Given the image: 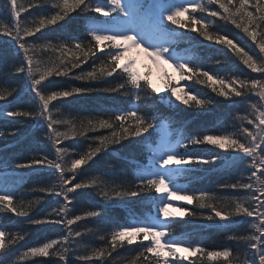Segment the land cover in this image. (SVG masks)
I'll use <instances>...</instances> for the list:
<instances>
[{"label":"snow or ice","instance_id":"snow-or-ice-1","mask_svg":"<svg viewBox=\"0 0 264 264\" xmlns=\"http://www.w3.org/2000/svg\"><path fill=\"white\" fill-rule=\"evenodd\" d=\"M34 8L42 11L22 19V14ZM74 13L84 21L79 31L43 35L53 26L62 27ZM221 23L241 30L258 51L242 46L230 38L231 33L215 30ZM187 33H197L203 40L223 46L225 56L202 59L181 55L177 40ZM0 37H7L12 54L18 58L9 75L19 77L15 86L0 87V102H5L0 104V116L16 122L10 135L21 133V124H35L49 148L47 153L16 164V168L50 173L44 186L33 189L40 195L30 200L20 198L5 181L0 187V214L20 218L30 226L56 224L64 228L55 238L20 251L17 245L30 232L8 231L0 220V264H50L44 258H54L56 264H107L117 249L133 244L140 250L128 264H203L205 260L264 264V78L236 74L239 68L221 74L214 67L235 61L264 77V0H183L179 4L168 0H3ZM140 52L161 69L171 64L179 73V81L188 83L176 86V77L164 69L165 87H155L149 79L151 73L142 75L136 67ZM98 54L104 57L99 64ZM89 60L91 70L75 73ZM73 75L80 81L106 83L113 77L116 82L102 90L127 98L126 106L103 109L98 114L66 115L54 102L97 91L89 86L60 85L55 80ZM194 84L206 86L215 96L196 92ZM162 92L167 93L169 105L180 102L207 111L213 110L217 97L224 98L237 109L232 124L235 131L171 134L168 121L155 115L152 107L157 100H164L159 95ZM158 128L162 135L156 132ZM101 130L107 133L96 134ZM145 134L152 138L150 143H145ZM3 136L5 131L0 130ZM131 138H138L140 150L150 153L148 163L134 166L131 181L115 184L100 176L77 180L86 171L83 166L123 141L131 142ZM77 139L87 141L85 150H78L74 143L65 144ZM201 145L212 147L196 151L195 146ZM201 165L235 169L238 178L222 183L220 188L244 194L221 196L179 183ZM89 188L93 195L103 198L144 194L149 213H133L129 221L107 225L110 230L99 237L103 243L90 246L83 239L99 229L73 226L104 213L89 206L76 214L75 208L69 207L78 201L81 190ZM50 196L57 198L56 207L40 218L33 216V209ZM180 202L194 205L196 210L181 207L183 215L170 211ZM151 209H155L154 214ZM185 218L215 220L220 227L245 224L247 228L244 233L233 232L226 237L235 247L209 250L202 243L178 237L172 222ZM74 250L81 253L75 262L71 260Z\"/></svg>","mask_w":264,"mask_h":264},{"label":"trees","instance_id":"trees-1","mask_svg":"<svg viewBox=\"0 0 264 264\" xmlns=\"http://www.w3.org/2000/svg\"><path fill=\"white\" fill-rule=\"evenodd\" d=\"M3 2V0H0ZM42 9H30L27 13L22 14V19L32 18L37 15ZM63 23V22H62ZM84 21L81 17L75 13L69 22L64 23L63 26H53L51 29L44 30L43 35L52 37L60 36L63 33L69 31H79ZM224 33H231L230 38L237 39L238 43L242 46L247 45L248 48L253 51H258L255 48L250 39L239 29H235L232 25L218 24L217 29ZM187 30L181 29V32ZM41 33H37V37H40ZM31 39V38H29ZM181 49H184L181 51ZM177 51H181L182 55L189 57H201L203 58H221L226 54V49L223 46L213 44L203 40L197 33H187L177 40ZM0 74H3V78L0 79V87L15 86L19 77L9 75L14 72L12 64L18 59L12 54V51L7 44V37H0ZM96 63L99 64L100 60L104 57L98 54ZM92 60L81 65L80 69H76L75 73H79L81 70H91ZM221 74L233 73L234 69L239 68V72L236 74H244L251 78H264L260 74L252 73L250 70L244 69L238 65L235 61L226 63L223 65L214 66ZM60 85L64 86H77L84 87L89 86L97 89L90 94L78 96L76 98H68L62 102L57 103V106L61 107V110L66 115L84 116L90 114H98L103 109H107L114 106L124 107L127 98L116 94L106 93L102 89L111 86L115 83L113 77L107 78V83L104 81L89 82L80 81L75 79L74 75L67 78H55ZM181 87H184L188 82L180 81ZM193 88L196 92L215 96L204 85L194 84ZM183 94V93H182ZM164 97L163 101L157 100L152 104V107L156 109L155 115L164 117L169 123L171 134L179 136L180 133L192 134V133H210L220 134L224 131H235L232 127L233 117L237 115V109L231 102H227L222 97H217V104L211 111L201 110L194 105L189 107L176 102L172 105L167 103V93L162 92L159 94ZM151 101V97L147 98ZM174 99V98H173ZM239 99V98H237ZM10 101L15 103L14 98H9ZM5 102H0L3 104ZM5 106H7L5 104ZM130 106V105H128ZM143 106V105H141ZM239 107V105H237ZM213 121H217V125L212 124ZM212 124V125H208ZM16 122L11 119H7L0 116V130L5 131V136L0 137V187L5 186L7 181V187L14 189L20 198L25 200L34 199L40 195L39 192L33 191L35 187L44 186L50 179V173L45 170H40L39 174H34L31 170H20L16 168V164L24 162L27 158L33 155H39L41 153L49 152L47 144L41 138V134L37 132L35 124L27 126L24 124L19 125L23 131L17 135H10L11 130L16 127ZM152 131V130H150ZM160 134V128L156 130ZM107 130H101L100 133L106 134ZM90 133L89 135H93ZM147 140L145 143L151 141V137L145 134ZM159 136H157V139ZM74 143L78 150H85L87 141L83 139H77L74 142L66 141V145ZM138 138H131V142L123 141L121 145H117L113 150L100 154L94 162H90L89 165L83 166L86 170L83 175L78 176L79 179H87L91 176H100L104 180H108L115 184H121L125 181H131L135 173V165L148 163V153L146 150L141 151L138 147ZM210 145L195 146L196 151H208L211 149ZM247 173H245V176ZM238 178L236 170L233 168H224L220 165L204 166L201 165L197 171L190 178H181L179 183L185 184L193 189H206L217 192L218 195H243L244 193H236L231 189H222L220 185L222 183L234 182V179ZM75 182V181H74ZM22 187H19L21 186ZM93 189L81 190V195L78 201L74 205H70L71 208H75L76 214H80L84 210H88L91 206L92 210L100 209L104 213L101 217L89 218L87 221L78 222L73 227L83 229L84 227L99 229L94 234H89L83 239V243L90 246H99L102 241L99 237L105 235L106 231H109L106 226L114 224L115 222L124 223L132 218V214L147 215L149 209L145 207L148 201L144 199V194L140 197L133 198H103L97 195H93ZM152 195V194H148ZM56 197H46L44 201L38 204L31 213L33 216L40 218L47 212H51L53 207H56ZM192 210H196L194 205H185ZM154 212V209H151ZM55 218V217H53ZM71 218V214L69 216ZM0 220L7 225V230L16 232L27 230L30 235L21 241L17 247L20 251L26 250V246H34L38 242L44 241L46 238H55L64 232V228L61 225L45 224L38 226H30L20 218H14L10 215L7 217L0 214ZM172 227L178 237L188 239L194 242L202 243L203 246L209 250L222 249L225 246H233L232 242L228 241L226 237L233 232L244 233L247 228L245 224H233L230 227L225 225L223 227L218 226L217 221H209L203 218H195L180 221L179 223L172 222ZM75 249V246H73ZM140 250L138 244L125 245L123 248L117 249L107 261V264H128L129 259ZM81 253L73 251L71 260L75 262ZM191 255V254H189ZM41 259V258H36ZM50 261V264H56L54 258H44ZM24 264H30V262H24ZM197 264H200L198 261ZM203 264H225L224 261L209 262L203 261Z\"/></svg>","mask_w":264,"mask_h":264},{"label":"rangeland","instance_id":"rangeland-1","mask_svg":"<svg viewBox=\"0 0 264 264\" xmlns=\"http://www.w3.org/2000/svg\"><path fill=\"white\" fill-rule=\"evenodd\" d=\"M168 2L179 4V3H182L183 0H174V1L168 0ZM136 67L142 75H146L148 73H151V75L149 76V79L152 80L153 85L157 88H164L165 87V78L163 76V70L164 69H166L169 73H171L174 77H176L177 80H179V73L173 68V66L171 64H165L163 66V69H161L143 52H140L138 54ZM179 86H182V85H179ZM161 132H162L161 133V135H162L163 130ZM186 204H187L186 202H180L179 206H173L170 209V211H173V212H176L180 215H183L182 213H180V208L185 207ZM189 254L190 253H187V252L184 253V255H189Z\"/></svg>","mask_w":264,"mask_h":264}]
</instances>
